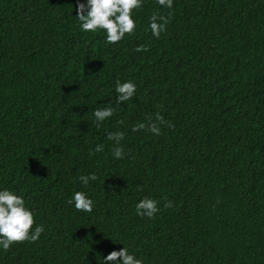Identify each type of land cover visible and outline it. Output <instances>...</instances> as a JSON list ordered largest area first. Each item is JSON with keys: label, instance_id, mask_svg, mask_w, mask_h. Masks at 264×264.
Returning a JSON list of instances; mask_svg holds the SVG:
<instances>
[{"label": "trees", "instance_id": "1", "mask_svg": "<svg viewBox=\"0 0 264 264\" xmlns=\"http://www.w3.org/2000/svg\"><path fill=\"white\" fill-rule=\"evenodd\" d=\"M79 2L0 0V191L44 228L0 264H103L124 246L142 264H264V0H142L116 44L81 29ZM154 13H171L159 38ZM118 80L136 85L120 105ZM157 113L173 127L132 131ZM78 191L92 212L68 203Z\"/></svg>", "mask_w": 264, "mask_h": 264}, {"label": "clouds", "instance_id": "2", "mask_svg": "<svg viewBox=\"0 0 264 264\" xmlns=\"http://www.w3.org/2000/svg\"><path fill=\"white\" fill-rule=\"evenodd\" d=\"M160 6L171 8L173 0H157ZM142 7V0H87V3L79 2L77 6L76 18L80 22V27L86 32H95L97 29L106 33V40L109 44H116L125 37L126 34L133 35L137 25L132 18L134 9ZM171 13L161 15L154 13L150 20V29L154 37L159 38L161 33L166 31V26L170 22ZM137 52L148 51L146 45H140L135 49ZM115 93L117 95L115 103L120 105L129 101L136 95V85L131 82H116ZM114 115V109L109 106L98 108L94 112L97 128L106 119ZM148 123H139L133 126L132 131L147 130L154 135H161V125L169 128L173 125L166 121L162 115L157 113L155 118L148 117ZM123 123V121H120ZM124 132H109L108 140L114 141L112 155L115 159L125 156L120 142L124 139ZM103 145H96L94 152L103 151ZM96 174L81 175L79 180L87 185L89 181H96ZM75 205L77 211L92 212L94 203L82 192H76L73 198L68 201ZM158 201L145 197L136 204V212L140 216L153 218L160 211ZM172 206V202L165 200L163 207ZM33 212L25 207V201L21 196L16 195L7 189L0 191V247L7 251L10 246L18 242H35L43 233L44 228L38 225L33 230ZM142 264L134 255L129 254L124 246L119 251H112L103 258V264Z\"/></svg>", "mask_w": 264, "mask_h": 264}]
</instances>
